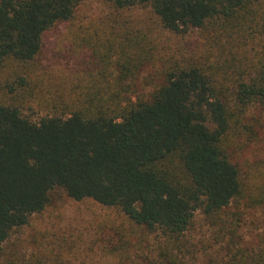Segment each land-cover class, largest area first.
Here are the masks:
<instances>
[{"label":"trees","instance_id":"16d2710c","mask_svg":"<svg viewBox=\"0 0 264 264\" xmlns=\"http://www.w3.org/2000/svg\"><path fill=\"white\" fill-rule=\"evenodd\" d=\"M83 1L0 0V66L34 60L44 35L70 21ZM105 1L118 15L148 8L170 33L199 30L217 39V61L169 65L159 86L135 98L136 88L122 83L155 58L156 45L126 37L119 84L86 92L67 114L34 120L0 102V264H19L1 250L56 188L118 208L161 237L148 252L128 256L130 264H191L198 250L188 232L197 213L215 227L218 247L206 252L214 264H264V234L246 246L243 212L233 211L247 194L234 155L259 138L251 111L264 107V0ZM225 49H240L243 60L224 57ZM26 83L19 76L7 85L14 93ZM259 187L245 207L264 210V178ZM113 257L109 264H121Z\"/></svg>","mask_w":264,"mask_h":264},{"label":"rangeland","instance_id":"374dc122","mask_svg":"<svg viewBox=\"0 0 264 264\" xmlns=\"http://www.w3.org/2000/svg\"><path fill=\"white\" fill-rule=\"evenodd\" d=\"M120 13L105 0H84L70 21L44 35L42 49L34 60L9 61L0 66V102L19 105L34 120L47 114H67L86 92L119 84V44L126 37L140 41L146 38V42L150 41L146 47L156 45L155 58L122 83L136 88L135 98L147 97L159 86L169 65L189 57L217 61V39L199 30L186 34L165 31L148 8ZM224 54L243 60L240 49H225ZM253 56L254 53L251 59ZM19 76H24L27 83L13 93L7 83ZM251 115L259 121V138L234 155V161L244 171L247 194L233 206V211L243 212V243L252 247L262 241L264 234V210L245 207L256 198L264 178V107H254ZM214 228L197 213L188 232L191 244H195L193 250H198L191 264H214L206 255L218 247L217 237L213 239ZM160 239L118 208L92 199L75 200L62 188H56L46 209L17 228L1 251L3 257L19 264H109L111 256L121 264H130V257L148 252Z\"/></svg>","mask_w":264,"mask_h":264}]
</instances>
